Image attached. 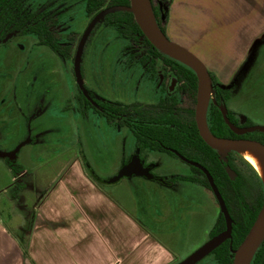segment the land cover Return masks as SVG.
I'll list each match as a JSON object with an SVG mask.
<instances>
[{"label": "crops", "instance_id": "crops-1", "mask_svg": "<svg viewBox=\"0 0 264 264\" xmlns=\"http://www.w3.org/2000/svg\"><path fill=\"white\" fill-rule=\"evenodd\" d=\"M166 1L165 34L168 39L194 54L221 85H232L251 52L264 42V0ZM7 95L5 84L0 90V158L3 160L8 159L3 152L8 144L16 145L19 156L25 144H35L44 132L40 131L33 137L29 131L25 136L22 129L27 120L24 109L28 110V116L32 115L31 118L38 117L42 110L25 99L13 114V108L6 105ZM64 109L78 113L75 107ZM11 114L14 118L21 117V122L10 127ZM135 149L136 141L131 152L127 151L123 139L116 141L117 168L105 178L90 167L98 177L107 180L117 173ZM159 154L175 160L167 153ZM151 155L144 152L142 158L145 163H154L157 157ZM18 156L14 164L16 173L7 166L11 183L6 189V199L0 203V264L179 262L174 250L126 206L130 202L145 217L152 215L146 205L130 195L129 189L135 188L141 191L143 198H139L142 203L150 207L149 200L151 203L155 200L156 208L162 210L168 193L173 192L179 183L189 182L167 185L159 179L177 174L155 173L153 179L132 176L126 178L124 184L100 187L84 166L83 159L88 160L82 149L70 155L61 167L39 173L27 168L22 153ZM14 183L17 184L16 199L10 195ZM13 204L17 210L16 219L6 222L2 215L14 207ZM27 213H30L29 219ZM21 231H25L22 236ZM16 236L25 240L24 248Z\"/></svg>", "mask_w": 264, "mask_h": 264}, {"label": "rangeland", "instance_id": "rangeland-1", "mask_svg": "<svg viewBox=\"0 0 264 264\" xmlns=\"http://www.w3.org/2000/svg\"><path fill=\"white\" fill-rule=\"evenodd\" d=\"M56 2L40 0L34 2L32 7L40 10ZM61 2L68 5L69 14L73 18L71 29L77 32H73V40L76 42L73 61H63L54 56L48 49L36 45L31 36L18 37L15 42L24 47L22 50L14 47L11 55L0 65V73L4 75L0 82L7 84L6 105L13 108V114L14 109L25 99L42 110L38 117L36 115L31 118L32 115L28 116L27 109H24L27 120L22 129L24 128L25 136L29 135V131H32L33 137L44 131L35 144H25L21 148L19 156L22 153L27 168L37 173L57 169L70 155L82 149L95 173L105 178L117 168L116 141L123 139L127 151L131 152L135 139L127 129L110 126L97 115L89 113L81 116L79 113L66 111L64 108L67 100L77 92L79 83L105 99L123 103H156L160 93L155 91L152 82L141 76L139 67L132 65L128 59L134 55V50L137 55L143 54L138 43L118 38L117 36H121L118 30L103 26L102 17L94 24L92 20L88 21L84 15V0ZM61 8L64 6L59 9ZM64 25L66 24L61 26ZM60 36L63 37L64 34ZM241 68L243 72L240 77H236L230 85L234 97L228 102V108L249 118L251 125L264 126V42ZM13 114L9 119L10 127L21 122V117L14 118ZM15 146L12 143L3 148L12 164H16L18 156ZM152 155L157 157L153 163L155 173H188L186 164L163 154ZM10 183L11 173L0 158V203L6 199V189ZM116 183L124 184L126 178ZM129 192L153 213L145 217L130 202L126 203L127 208L146 222L151 231L174 250L178 261L185 259L208 241L209 230L220 212L210 190L190 183H179L173 192L168 193L162 210L156 208L155 200L152 203L149 200L150 207L147 203H142L139 197L143 196L139 189L130 188ZM13 206L2 215L6 222L16 219L17 210L14 204ZM210 260L211 256H208L203 262Z\"/></svg>", "mask_w": 264, "mask_h": 264}, {"label": "trees", "instance_id": "trees-1", "mask_svg": "<svg viewBox=\"0 0 264 264\" xmlns=\"http://www.w3.org/2000/svg\"><path fill=\"white\" fill-rule=\"evenodd\" d=\"M32 0H0V42L14 31L32 35L37 43L50 48L62 59H68L72 54L71 45L60 44L59 31L52 29L51 17L46 11L32 10L29 5ZM65 1V0H64ZM158 29L165 34L167 20L166 0H149ZM129 0H84V10L91 18L101 11L104 24L112 26L126 39H130L143 46L147 54L153 58H160L162 62L175 75L182 80L181 91L187 94L190 108L182 107L174 97L161 98L154 105L124 104L110 101H97L96 113L104 116L108 122L119 119L117 126L128 129L137 143V151L167 153L181 163L188 166L187 174H177L167 177L169 183L189 182L210 190L208 180L198 167L182 161L176 153L183 156L190 163L204 167L218 188L229 216L231 218L230 237L215 247L211 254L216 264H231L232 250H235L243 241L253 224L263 202L264 187L255 168L235 151L220 154L218 150L209 147L200 137L194 119V107L197 93V78L195 73L186 65L156 49L143 35L134 21L132 13L128 10ZM115 9L114 11H109ZM166 35V34H165ZM255 54L252 51L250 57ZM248 58V61L250 59ZM247 61V62H248ZM243 68H240L236 77H240ZM212 80V92L216 104L210 102L207 108L206 122L209 131L216 137L235 138V135L225 123L219 106L226 109L229 120L236 123L235 113L228 108L231 98V86H223L217 78L209 72ZM80 103V110L84 113L91 105L80 90L76 94ZM246 125L250 126L247 118ZM264 144V132L253 131L242 135ZM129 160V159H128ZM127 160V161H128ZM13 173L17 172L14 164L8 159L4 160ZM125 161V162H127ZM89 176L100 187L107 186L106 180L98 177L91 169L89 163L83 159ZM124 162V163H125ZM227 169L234 172L230 178ZM212 192V191H211ZM10 195L16 199L17 184L10 188ZM226 219L219 215L209 230L211 239L225 230ZM25 232V231H24ZM20 232V236L23 235ZM24 248L25 240L17 237ZM25 253V252H24ZM250 264H264V238L253 254Z\"/></svg>", "mask_w": 264, "mask_h": 264}, {"label": "water", "instance_id": "water-1", "mask_svg": "<svg viewBox=\"0 0 264 264\" xmlns=\"http://www.w3.org/2000/svg\"><path fill=\"white\" fill-rule=\"evenodd\" d=\"M130 5L128 10L132 13L134 21L138 25L139 29L143 33V35L148 39V41L159 51L168 55L171 58L176 59L177 61L181 62L182 64L189 67L196 75L197 78V93H196V101L194 107V119L195 124L198 130V133L202 140L211 148L216 149L219 151L220 154H223L227 151H234L235 148L243 147V148H252L260 153L264 154V144L249 139H230V138H221L214 136L208 129L207 122H206V112L207 107L209 104L210 93L212 89V80L209 74V71L206 69L204 64L190 51L186 48L174 43L168 37L163 34L156 24L154 18V25L150 24L144 18L142 11L140 9V0H129ZM149 4L150 1L148 0ZM151 7V4H150ZM115 9H111L109 11H114ZM152 10V8H151ZM106 11H101L97 15L94 16L92 19V23L94 24L95 21L102 17V15ZM153 14V12H152ZM154 17V15H153ZM92 24V25H93ZM219 109L222 113V117L225 123L228 125L230 130L235 134H244L250 133L253 131H261L264 132V126H246V127H238L234 125L227 117L226 109L223 106H219ZM245 117L242 116V122L245 121ZM176 155L182 160L187 163H190L186 160L183 156L176 153ZM193 166L198 167L203 173L205 174L210 189L219 205L220 212L224 215L226 219V226L225 230L216 237L211 238L208 240L202 247L198 250L191 253L185 259L177 262L176 264H194L198 260H200L203 256L211 252L215 247H217L221 242L225 239L230 237L231 233V218L229 216L227 207L225 202L218 191V188L214 184L213 178L209 174V172L202 166L190 163ZM227 173L229 174L230 178L234 177V172L231 169H227ZM132 176H142L148 179H153L154 176L150 173L148 167H145L140 160L137 154L133 155L131 159L120 167L115 175L110 177L105 181L106 184H114L118 180L122 178H128ZM162 181V179H160ZM262 180V179H261ZM263 187H264V182ZM264 238V198L261 205V208L251 225L249 231L247 232L246 236L244 237L243 241L239 244V246L232 250L233 258L231 264H242V261L245 255L249 252V250L255 246V251L259 246L261 240ZM254 251V252H255Z\"/></svg>", "mask_w": 264, "mask_h": 264}, {"label": "flooded vegetation", "instance_id": "flooded-vegetation-1", "mask_svg": "<svg viewBox=\"0 0 264 264\" xmlns=\"http://www.w3.org/2000/svg\"><path fill=\"white\" fill-rule=\"evenodd\" d=\"M38 1H40V0H32L29 3V5L32 7L33 3L34 2H38ZM50 1H54V0H50ZM56 1H57L56 3L49 4V7L48 8L43 7L40 10L46 11L47 12V15L52 18L51 21L54 22V23L51 24L52 29H55V30L59 31L58 32L59 35L64 34L63 37L59 36L60 37L59 43L60 44H64V45H67V44L68 45H71V47L73 48L72 49V54H73L74 47H75L74 44L76 43L73 40V34H74L73 32H75V31H73L71 29L72 28V23H73L71 21L73 20V18L71 17V14H69V7H68V5H63V3L61 2L62 0H56ZM60 6H64V8L59 9ZM32 10L36 11L35 8H32ZM84 15L88 19V21H91L94 18V16H95L94 15L91 18L87 17L86 14H85V10H84ZM62 24H66V25H64L62 27L61 26ZM103 26L110 27V28L113 29L112 26H109V25H106V24H104ZM70 33H71V35H69ZM75 33H77V32H75ZM67 35H68V37H67ZM26 36H31L33 38V40H34V42H35L36 45L48 49L49 52H51L54 56L60 58L61 60L67 61V60L70 59V60L73 61L72 54H71V57L70 58H68V59H62L60 56H58L56 53H54L50 48H48L46 46L39 45L37 43L36 39L32 35L25 34V33H22L20 31H14L11 34H9L6 39H4V40H2L0 42V50H1V52H0V65L3 64V62H4V60L6 59L7 56H10L11 55V53L13 52L12 49L14 47L16 49H21V50L23 49V47H24L23 44L21 45L20 43L15 42V41H16V39L18 37L25 38ZM118 37L120 39L125 40V38L124 37H121L120 35ZM79 38H81V36ZM140 49H142L143 54L140 53L139 55H137L136 54V51L134 50V52H133L134 55H132V57L129 56L128 59L130 60V62H131L132 65L134 64L137 67H139L142 77L146 78V80H148V81H150V82H152L154 84V89H155V91H157L158 93H160V96H159V99H158V101L156 103L132 102V103H124V104L154 105V104H157L160 101L161 98H168V97H171L172 98V97H174V98H176V100H178L179 104L182 107L190 108L189 99L187 97V94H185L183 91H181V86H182L183 81L182 80L181 81L179 80L180 77L177 76V75H175L171 70H169V68L167 66H165V64L162 62V60L160 58H158V57L157 58H153L152 56L148 55L147 52H146V50L143 48V46L140 45ZM2 76L4 77L3 73H0V77H2ZM4 87H5L4 82H0V90H2ZM78 90H80L82 92V94H83V97L87 101H89L91 103L90 107L84 113L81 112V110H80V103H79V101L76 98V94L78 93ZM232 90L233 89H231V98H230V100L234 97V96H232ZM103 100L110 101V102H117V101H111V100L105 99V98L97 95L95 93V91H93L91 88L89 90V88H86L84 86V84L79 83L77 85V92L76 93H73L72 94V97L70 99H68V101L65 104V108L66 109H70V108L72 109V107H75V110L81 116H86L87 114L92 113L94 115H97L98 117L103 118L110 126H113L115 128H118V129H122L119 126H117V122L119 121L118 118L117 119H114L113 122H108L105 119L104 116H101V115H99L98 113H96L94 111L93 108H98V105L96 104V102L97 101H103ZM210 102H213L214 104H216V101L214 99V94H213L212 90H211V93H210L209 104H210ZM117 103H123V102H117ZM231 111H233V110H231ZM233 112L235 113V117H236V120H237L236 123H233L232 122L234 125H236L238 127H246V126H248V125H246V123H247V117L246 116H244L246 118L245 121L242 122L241 118H242L243 115H241V114H239V113H237L235 111H233ZM250 126H252V125H250ZM244 134H246V133H244ZM244 134H240V135L235 134V135H237L239 137L230 138V139H249V140H254V139H251V138H248V137H242V135H244ZM131 135H132V133H131ZM255 141H257V140H255ZM144 152L145 151H137V143H136L135 152L128 159L130 160L133 155L137 154L139 156L140 160L142 161L143 165L145 167H148L149 170H150V173L153 175V174H155V172H154V164L153 163H145V161L142 158ZM145 153H148V154H153V153L154 154H159L160 152H145ZM188 171H189V169H188ZM156 178H159V177H156ZM160 179H162V182L165 183V184H167V185H173L174 184V183H172V184L169 183L168 180H167V177L165 179H163V178H160ZM208 240H210L209 237H208ZM211 252H209L208 254H206L205 256H203L200 260H198L194 264H216L214 262V260H213V256H212ZM208 256H211V260L210 261L203 262L204 259L206 257H208Z\"/></svg>", "mask_w": 264, "mask_h": 264}, {"label": "bare ground", "instance_id": "bare-ground-1", "mask_svg": "<svg viewBox=\"0 0 264 264\" xmlns=\"http://www.w3.org/2000/svg\"><path fill=\"white\" fill-rule=\"evenodd\" d=\"M140 9L146 21L154 25V17L148 0H140ZM239 155H241L245 160H247L258 172L260 178L264 182V154L252 148H235ZM255 251V246L252 247L249 252L245 255L242 264H250Z\"/></svg>", "mask_w": 264, "mask_h": 264}]
</instances>
